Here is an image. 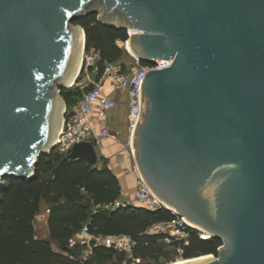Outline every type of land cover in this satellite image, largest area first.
Returning <instances> with one entry per match:
<instances>
[{"label":"water","instance_id":"1","mask_svg":"<svg viewBox=\"0 0 264 264\" xmlns=\"http://www.w3.org/2000/svg\"><path fill=\"white\" fill-rule=\"evenodd\" d=\"M98 12L138 62L171 60L143 77L130 154L168 210L221 240L188 264H264V0H0V188L54 149L85 51L72 21ZM69 158L98 159L88 142Z\"/></svg>","mask_w":264,"mask_h":264},{"label":"trees","instance_id":"2","mask_svg":"<svg viewBox=\"0 0 264 264\" xmlns=\"http://www.w3.org/2000/svg\"><path fill=\"white\" fill-rule=\"evenodd\" d=\"M72 23L80 25L85 31V50L92 49L98 54L96 78L101 76L106 63H119L121 71H127L129 66L122 59L129 54L120 45L127 39L124 29L101 23L96 13L77 17ZM61 95L69 112L78 101L81 90L78 87L74 90L61 89ZM2 183L0 264H105L114 256L112 264H122L124 252L94 246L92 240L86 255L85 245L76 243L70 246L69 239L79 235L84 226H87L88 236H129L134 242L133 253L152 261L150 264L172 261L178 257V250L184 259L216 255L217 247L222 244L217 238L201 240L194 233L189 235L186 243H165L163 236L145 233L150 224L174 218L164 208L149 210L128 203L109 210L95 209L97 205L111 206L120 198L116 175L108 166L95 167V164H89L82 158L70 159L55 148L39 155L32 178L7 177ZM41 202L49 210L47 238L36 237L33 227Z\"/></svg>","mask_w":264,"mask_h":264},{"label":"built area","instance_id":"3","mask_svg":"<svg viewBox=\"0 0 264 264\" xmlns=\"http://www.w3.org/2000/svg\"><path fill=\"white\" fill-rule=\"evenodd\" d=\"M87 62L90 67V62ZM170 62L171 60L169 59L161 58L154 60L153 63H143L138 62L134 58V64L125 72L121 71L120 65L106 63L99 78L89 80V78L85 77L82 80H78L77 77L74 84L77 83L76 85L80 88L81 95L73 108L69 112L65 111L62 125L54 142V148L58 152L68 155L77 144L88 142L96 146L103 139L113 137L114 135L111 134L107 126L96 129L92 126L91 121L94 114L99 118L107 120L109 114L121 101L125 107V131L129 152H131L130 141L140 117V87L143 77L149 71L167 67ZM135 173L137 175V188L134 192L135 201L149 210L167 209L165 204L144 183L138 173L136 171ZM126 204L117 199L111 206L109 204L97 205L95 209L102 208L109 210L115 207H124ZM169 211L174 215L172 220L156 221L146 228L145 233L161 235L165 243L173 241H184L186 243L189 235L192 233L201 240L212 238L209 232L189 223L173 209ZM79 236H88L87 226L82 228L79 235H75L69 239V245H75L76 238ZM92 237L94 246L124 252L125 259L122 261V264H143V259L133 253L134 242L129 236L105 234ZM221 247L222 244L217 247V250ZM178 252L177 259L181 258V251L178 250ZM210 256L213 257L215 255L211 254Z\"/></svg>","mask_w":264,"mask_h":264},{"label":"rangeland","instance_id":"4","mask_svg":"<svg viewBox=\"0 0 264 264\" xmlns=\"http://www.w3.org/2000/svg\"><path fill=\"white\" fill-rule=\"evenodd\" d=\"M96 14L98 16L99 12L96 13ZM120 45L122 47H124L121 43H120ZM129 51L131 52V50H129ZM83 59H84V61L82 62V65H81L82 72L79 73L78 80H82L85 77L89 78V80L96 79L97 72L99 71L98 63H97L98 54L95 51H93L92 49H89L88 51L85 50L83 52ZM87 61L90 62V64H91L90 67L88 66V62ZM122 62H124V64L126 66L130 67V66H132L134 64V56L129 54L126 58L122 59ZM117 65H119V63ZM76 84H74L72 87H70V89L74 90L76 87H78V85H76ZM53 90H54V88H53ZM72 100H75V98L72 97ZM73 106L71 108H73ZM107 119L109 121L108 122L109 131H114V132L119 131V135H118L117 139L120 138L122 143L124 145H127L128 141H127V134H126V131H125V107H124V104L122 102H119L117 107L111 112V114H109ZM110 138H115V135L113 137H110ZM107 139H109V138H106V139H103V140L105 141ZM96 147H97V145L95 146V148ZM96 153H97V158L98 159H97V162L95 163V167L110 166V164H111V156H108L107 154H103L102 151H100V149H98V148H96ZM69 154H68V156H69ZM114 162L115 161L113 160V163ZM129 163H130V160H129ZM129 163L126 162L125 164L127 165ZM115 167H116V169L120 168V165H117ZM130 168H131L132 171H135L133 164L131 166H129V169ZM133 201L135 202V199L129 200L128 202L131 203L132 205H135ZM46 216H47L46 204L44 202H41V210H40L39 214H37V217L35 218V220L33 221V227L35 229L36 237L47 238L48 232H47V217ZM92 239H93L92 236H79V237L76 238V243H79L81 245H85V247H84V252H85L84 254L85 255L90 250V247L88 246V244H89L90 240H92ZM177 254L179 255V252ZM180 259H182V258H178V259L174 258L172 260V262L180 260ZM113 262H115V256L113 257L112 261H109V262H107L105 264H112ZM150 262H152V261L143 259V264H150ZM170 262L171 261H168V262H166L164 264H168Z\"/></svg>","mask_w":264,"mask_h":264},{"label":"crops","instance_id":"5","mask_svg":"<svg viewBox=\"0 0 264 264\" xmlns=\"http://www.w3.org/2000/svg\"><path fill=\"white\" fill-rule=\"evenodd\" d=\"M108 122H109L108 119L105 120L103 118H99L97 117L96 114H94L92 117L91 124L94 128L99 129L104 126L108 127ZM118 135H119V131L116 132L115 138L109 137V139L105 140L102 144L100 143L99 145H97L96 148L100 149V151H102L103 154H107L108 156H111V164L108 167L112 169V171L117 177L121 192V196L119 199L124 203L128 204L129 200L134 199V192L137 188V175L135 171H132L131 168L129 169V166L133 164V160L129 152V149L126 147V145L122 143L120 138L117 139ZM113 160L115 161L114 163ZM126 162H128L129 164L126 165L125 164ZM117 165H120V168L116 169L115 166ZM48 211L49 210L47 209L46 217H48ZM47 232H48V226H47Z\"/></svg>","mask_w":264,"mask_h":264},{"label":"bare ground","instance_id":"6","mask_svg":"<svg viewBox=\"0 0 264 264\" xmlns=\"http://www.w3.org/2000/svg\"><path fill=\"white\" fill-rule=\"evenodd\" d=\"M76 45L77 44H75V50H76ZM130 50V49H129ZM83 50H82V48H81V46L77 49V54H76V58H75V63H74V65H75V68H74V70H72V72L70 73V74H68V76L66 77L67 79H66V81H65V84L66 85H70V84H72V82L74 81V79H75V77H76V75H77V72H78V70H79V67H80V64H81V60L83 59ZM73 86V85H72ZM55 108L56 109H59V113H61V111H62V107H59V105L56 103L55 104ZM60 123H61V119H59V126L57 127V129L55 130V136H53L52 137V143H54L55 142V140H56V133H57V130H59L58 128L60 127ZM211 254H208L207 256L206 255H202V257H198V258H193V259H187V260H177V261H174V262H170V263H168V264H188V263H190V262H196V261H200V260H207V259H209V258H211V256H210Z\"/></svg>","mask_w":264,"mask_h":264}]
</instances>
